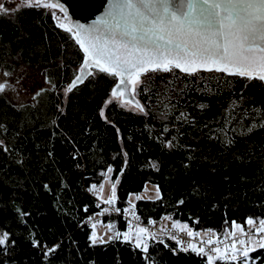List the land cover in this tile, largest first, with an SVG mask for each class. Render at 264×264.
I'll use <instances>...</instances> for the list:
<instances>
[{"label": "trees", "instance_id": "obj_1", "mask_svg": "<svg viewBox=\"0 0 264 264\" xmlns=\"http://www.w3.org/2000/svg\"><path fill=\"white\" fill-rule=\"evenodd\" d=\"M83 58L72 33L43 7L0 20V69L32 65L44 80L26 102L0 94V141L8 149L0 147V233L15 241L0 246V264H206V256L155 231L148 230L155 238L146 234L144 252L124 240L128 222L117 214L99 221L113 226L112 239L92 244V224L84 221L102 204L89 189L109 167L117 179L115 208L131 207L144 223L167 218L215 240L231 232L232 222L264 218V81L220 72L149 73L151 80L141 77L147 89L141 85L135 94L145 114L107 103L117 77L96 69L65 95ZM181 112L186 120L176 119ZM225 127L231 144L217 131ZM146 182L160 197L130 205L129 194ZM249 256L264 264V249Z\"/></svg>", "mask_w": 264, "mask_h": 264}, {"label": "snow or ice", "instance_id": "obj_2", "mask_svg": "<svg viewBox=\"0 0 264 264\" xmlns=\"http://www.w3.org/2000/svg\"><path fill=\"white\" fill-rule=\"evenodd\" d=\"M22 3L29 8L59 9L63 16H58L53 11V18L58 21L59 27L73 33L76 43L83 50L84 58L80 68L82 73L94 67L99 73L119 78V82L111 90V99L107 101L109 104L114 100L120 101L121 107L132 105L135 110L147 114L144 105L135 100L134 96L141 85L147 89V80H151L149 73L176 75L179 72L186 77H196L201 72H220L248 80L264 81V0H109L108 12L102 20L96 22L102 27L77 24L76 31L61 22L67 19L63 5L50 0H22ZM16 10L18 9H8L0 3V14ZM88 75L94 73L88 72ZM141 77H147V80H142ZM82 82V77L76 76L65 90V95ZM4 87L0 84V91H3ZM129 88L132 98L124 99ZM199 107L207 106L201 104ZM235 107L234 102L233 108ZM253 111L260 113L262 110L256 108ZM100 114L104 116L103 110ZM247 116L246 109L244 117ZM176 119L186 120L187 117L181 112ZM234 119L235 116L231 115L225 120V125ZM256 127L253 123L247 131L250 133ZM259 127L264 128V121ZM164 131H168L167 127ZM217 131L225 134L226 143H232L231 138L227 136V127ZM167 146L172 147V142L168 141ZM0 147H3V141H0ZM3 150L8 151L6 147H3ZM107 171L111 172L112 168L109 167ZM115 187L116 185L112 184V194L103 201L105 204L114 203ZM103 188L104 185L101 184L99 191L103 192ZM89 190L96 191L97 186L92 185ZM157 197L159 198L158 189ZM136 199L141 197L136 196ZM107 211L105 208L99 214L103 215ZM112 227L111 224L108 225L109 231ZM172 227L186 232L190 238L197 235L187 225L173 224ZM231 228L232 231L228 235L233 238L232 242L224 244L223 248L211 247L206 252L204 247L189 243L181 250L191 249L198 255L206 256V264H216L217 261L225 264L236 261H239V264H249V260L251 264H258L262 258H250L249 254L257 249H264V219L249 217L244 225L232 222ZM144 234L152 238H155V234L149 233L145 227L136 231V247H142L143 251L147 252L148 245L144 243ZM238 235L246 239H236ZM119 236L121 233L117 232L116 237ZM123 238L125 241L133 239L128 233H124ZM90 239L92 244L97 242L95 231ZM101 242L106 241L101 239ZM176 242L178 245L182 243L180 240ZM9 243H15L10 241V234L6 231L0 233V246ZM206 243L213 245L222 242L210 239ZM33 246L38 247V242L34 240ZM53 251L55 248L47 249L45 255Z\"/></svg>", "mask_w": 264, "mask_h": 264}, {"label": "rangeland", "instance_id": "obj_3", "mask_svg": "<svg viewBox=\"0 0 264 264\" xmlns=\"http://www.w3.org/2000/svg\"><path fill=\"white\" fill-rule=\"evenodd\" d=\"M50 2L58 3V2H54V1H50ZM59 4L63 5L62 3H59ZM63 7L66 10L64 5H63ZM44 9L48 10L49 13L51 14V16H52V11H55L58 16H63V14L60 13L59 9H48V8H44ZM53 20H54L55 25L58 26V21L56 19H53ZM66 20H62L61 22H63L67 26ZM5 73H8L9 75H5ZM0 84H3L5 86L3 91H0V94L4 98L9 100L10 102H12L14 104H18L21 102L28 101L29 98L32 97L33 93L36 90H38L44 84V80H43L42 73H41L39 67L27 65V66H18V67L14 68L12 70H9V71L8 70L2 71L0 69ZM109 99H111V94L109 96ZM117 102L120 103V101H117ZM124 107L130 108V109H135L132 105H126ZM101 184L104 185L103 192L99 191V186ZM101 184L99 186H97V190L94 191V196L99 201L103 202L104 200L108 199L111 196L112 184L116 185L117 179H111L110 178V172L107 171L105 173L104 179L101 182ZM157 189L158 188L155 184H153L151 182H146L144 184L143 189L140 192L129 194L127 201L130 205H132L137 200L136 196H140L142 200H154V199L158 198L157 197ZM115 190H116V187H115ZM159 197H160V191H159ZM164 222H166V224H168V226L165 225ZM167 222H170V224ZM93 224H95V229H93V231H95L97 238H98L96 243H100L101 239L103 241L108 240L109 235H110L109 229H108V224L103 223V222H97V223H93ZM93 224H92V228H93ZM157 224H159V226L162 229L173 228L172 227L173 224L184 225L183 223L174 222L171 220L165 221L164 218H162L161 220H158ZM174 229H179V228H174ZM136 231H137V229H135V228L129 229L128 231L123 232V234L128 233L130 236L133 237V239L131 241L135 243ZM204 231H201V232H204ZM144 236H145V238H144V243H145L147 236H146V234H144ZM122 237H123V235H122ZM251 246H253V245H249V247H251Z\"/></svg>", "mask_w": 264, "mask_h": 264}, {"label": "water", "instance_id": "obj_4", "mask_svg": "<svg viewBox=\"0 0 264 264\" xmlns=\"http://www.w3.org/2000/svg\"><path fill=\"white\" fill-rule=\"evenodd\" d=\"M58 1L65 6L67 12L66 24L68 27H72L73 31H76L75 25L77 24H82L85 27H93V26L102 27V25H98L96 22L98 20H102L109 10V0H58ZM72 38L76 42L73 33H72ZM78 47L83 53V50L80 48L79 45ZM81 65L78 69L77 74L72 78V80L75 79L76 76L80 75L82 77V80L84 81L89 76L88 72L94 73L93 72V69H95L94 67L89 68L82 73L80 71ZM118 82H119V78H117L116 83ZM121 87L123 88V86ZM129 98H132L130 88L129 91L125 94L124 99H129ZM134 99L140 100L135 96Z\"/></svg>", "mask_w": 264, "mask_h": 264}, {"label": "built area", "instance_id": "obj_5", "mask_svg": "<svg viewBox=\"0 0 264 264\" xmlns=\"http://www.w3.org/2000/svg\"><path fill=\"white\" fill-rule=\"evenodd\" d=\"M102 204V210L107 208L108 211L104 212V215H110V214H117V215H121L124 219L127 220L128 224H127V228L128 229H134L137 226H141V227H145L147 228L149 231H155V232H160L163 233L165 235H167L169 238L175 237L174 240H180L185 246H187L189 243L195 244L197 247H204L205 251L207 252L209 250V248L211 247H221L223 248L224 244H230L232 242V237L230 236H225L223 238L220 239H211L214 242L215 241H220L222 243H214L213 245H208L206 242L210 239H204L201 240L197 237H188L186 235V232H181L179 229H174V228H168V229H162L159 224H157V222H146L144 223L139 216H137L136 214L133 213V210L131 207H128L126 209H124L123 211H116V208L114 206V204L112 205H108L105 204L104 202H100ZM137 217L139 219H137ZM101 219V215H91L89 217H87L84 221V223L86 224H93V223H97L99 222ZM241 238H245L246 237H241V236H237L236 239H241ZM202 241L204 243H202ZM245 247H249V245H245Z\"/></svg>", "mask_w": 264, "mask_h": 264}, {"label": "flooded vegetation", "instance_id": "obj_6", "mask_svg": "<svg viewBox=\"0 0 264 264\" xmlns=\"http://www.w3.org/2000/svg\"><path fill=\"white\" fill-rule=\"evenodd\" d=\"M50 1L60 3L58 0H50ZM0 3H3L5 7L8 9H18L16 11H10L8 14H0V20L10 19L11 17H13V15H16L20 12H25L28 9H38V8H29V7L24 6V4L22 3V0H0ZM51 18H53V15L51 16Z\"/></svg>", "mask_w": 264, "mask_h": 264}, {"label": "crops", "instance_id": "obj_7", "mask_svg": "<svg viewBox=\"0 0 264 264\" xmlns=\"http://www.w3.org/2000/svg\"><path fill=\"white\" fill-rule=\"evenodd\" d=\"M164 220L165 221H168V219L167 218H164ZM165 223V225H167L168 226V224H166V222H164ZM167 223H169L170 224V222H167ZM231 231H232V229H231ZM229 234V233H228ZM226 235V236H229V235ZM197 235L198 236H201V237H215L213 234H211L210 232H203V233H198L197 232ZM239 247V246H238Z\"/></svg>", "mask_w": 264, "mask_h": 264}]
</instances>
